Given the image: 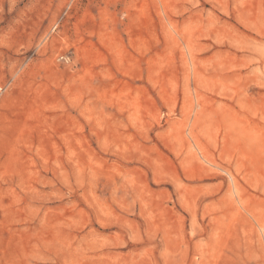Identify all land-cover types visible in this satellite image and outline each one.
Wrapping results in <instances>:
<instances>
[{
	"label": "rangeland",
	"instance_id": "rangeland-1",
	"mask_svg": "<svg viewBox=\"0 0 264 264\" xmlns=\"http://www.w3.org/2000/svg\"><path fill=\"white\" fill-rule=\"evenodd\" d=\"M0 264H264V0H0Z\"/></svg>",
	"mask_w": 264,
	"mask_h": 264
}]
</instances>
